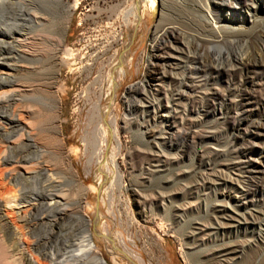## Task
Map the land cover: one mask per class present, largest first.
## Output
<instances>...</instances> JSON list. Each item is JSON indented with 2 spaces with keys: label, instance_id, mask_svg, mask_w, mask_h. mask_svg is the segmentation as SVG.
<instances>
[{
  "label": "rangeland",
  "instance_id": "1",
  "mask_svg": "<svg viewBox=\"0 0 264 264\" xmlns=\"http://www.w3.org/2000/svg\"><path fill=\"white\" fill-rule=\"evenodd\" d=\"M56 1L0 4V30L31 32L24 15L35 8L58 16L62 6ZM211 1L213 13L223 16L226 8ZM61 2L72 6L75 0ZM203 2L154 0L148 9L141 0H77L63 37L73 60L58 66L56 79L53 65H35L33 81L23 84L34 88L25 95L44 105L45 123L54 101L60 102L64 150L88 188L82 208L106 264H264V22L253 24L264 9L254 11L252 22H229L234 31L217 34L201 27ZM136 3L141 19L134 26L128 10ZM232 6L237 16L240 10ZM37 44V51L44 47L42 40ZM0 48L1 61L13 65L1 76L29 74L14 43ZM157 54L168 58L165 67L154 65ZM114 63L125 73H113L111 85ZM2 89L7 91L2 87L0 94ZM159 106L168 109V120L156 115ZM13 113L24 124L35 122L15 93L0 98V115ZM99 118L110 129L107 146L94 131ZM15 133V127H6L0 139ZM33 150L20 146L8 157L29 159ZM3 202L0 211L26 207L13 202L4 208ZM50 211L38 206L29 217L44 249L60 246L62 235L70 233L67 220L47 222ZM104 229L106 242L99 237ZM1 235L0 229V243Z\"/></svg>",
  "mask_w": 264,
  "mask_h": 264
},
{
  "label": "bare ground",
  "instance_id": "2",
  "mask_svg": "<svg viewBox=\"0 0 264 264\" xmlns=\"http://www.w3.org/2000/svg\"><path fill=\"white\" fill-rule=\"evenodd\" d=\"M25 1L26 0H0V4H13L16 2L20 6L27 4ZM210 1L211 0H204L203 2L202 6L204 15L202 16L203 22L201 23V27L209 29L211 32L217 34H220V32L234 31V29L228 24L229 22L237 20L243 21L246 18H248V20L250 19L252 22V19H254V11L257 10L259 6L264 9V0H259L258 2L251 4H246L245 2L247 0H216L218 1V7L226 8L227 10L223 16H217L213 13V9L209 5V3H211V6L214 7L213 2ZM56 3L58 7L62 6V10L58 16L53 18L47 10L41 11L35 8L30 10L28 14L24 15V18H27L30 21V24L33 25V30L31 32L18 27H15L13 30L12 28L0 30V44H6L7 41H10L11 44L14 43L18 48L17 54L22 59L20 62L29 66V74L22 77H15L14 80L10 78V76L0 75V88L3 87L7 89V91L2 89L3 93L0 94V98H5V96L10 94L12 96L14 93L18 94V96L20 95V97L25 99V103L28 104L29 114L35 119V122L30 126L26 124L27 122L24 124L20 121L21 115L19 114L13 113L9 116L0 115V135L4 133L6 127L16 128V133L10 140L4 141L0 139V201H4V208L6 207L5 205L10 207L11 204L13 205V202L25 204L26 206L19 211L11 209L10 211L6 209L0 211L1 236L4 238V241L0 243V264H101L97 257V254H99L97 248L93 244L94 241L92 242L93 237H91L90 231L91 221L85 215L82 208L88 188L84 187L78 180L76 171L70 163L69 152L64 150L61 127L58 121L60 102L58 99L54 101V104L52 102L53 107L51 109V115L48 116L46 119L48 122L46 121L45 123L42 120V117H45L43 113L46 111L44 105L41 102L34 100V96L25 95L28 94L29 91H33L34 88L32 86L23 85L27 81H33L34 76L31 72L34 70L35 65H53L51 68L55 70L54 77L56 79L58 66L67 64L68 60L74 57L71 50L63 45V37L68 27L70 16L76 8L77 0H75V3L72 6H63L61 0H57ZM141 3L146 7L149 6L148 9H150L151 6L154 5V0H141ZM138 4L139 3L134 4L128 10V14H130L133 19L131 21L134 26L137 25L141 19L138 14ZM232 5L238 6L237 9L240 10L237 11V16L234 14L235 7ZM193 12L198 13L195 10H193ZM57 18L60 19L57 20ZM19 21L20 20L18 19H14L15 23H18ZM263 22L264 16L258 21H254L253 24L257 23L259 25V23ZM60 26L62 27V30L58 35V29ZM160 26H158L157 29L160 28ZM56 34L58 35L57 37ZM40 40L44 41V47L37 51V42ZM58 49H62V55L59 57L56 54ZM156 50L158 52L160 51V49L157 48ZM155 58L158 59V62L154 63V65H161L162 67L166 63V59H168L160 54L155 55ZM25 59L29 60L28 63H26ZM112 65L113 66L110 70L112 75L111 85H114L113 81L115 79L113 73L120 77L124 76L125 72L124 69L120 67V63H114ZM12 66L3 63L0 59V74L1 72H6V69H11ZM44 71L46 72L47 70ZM189 71L191 72V70ZM19 99L21 100V98ZM95 109L98 112L99 106L96 105ZM167 110L168 109L165 106L158 107V113H156V115L160 120H168V115L165 114ZM98 114L99 113H97V118ZM100 121L99 127L94 129V131L99 142L102 145L107 146V137L109 136L108 130L110 129L106 121L103 119ZM113 122L115 123V120ZM32 127L36 134L33 133ZM98 140L96 139V142H98ZM25 145H29L34 149L35 156H32L29 159L22 155L14 156L11 159L8 157L12 150ZM91 158L88 159L87 167L92 160ZM37 180H39V183L36 187L35 182ZM64 180H67L70 185L66 186ZM24 187H29L30 192H24ZM222 196L225 198L229 197V195L224 194H222ZM72 199L74 200L70 206L67 203ZM42 205L52 209V211H50L52 214L51 220L47 221L50 225L53 226L57 223L60 224L62 221H68L70 233L62 235L64 242H62L60 246H54L53 244V246L44 249L42 248L40 240L34 235V227L36 224H32V222L30 223L29 217L35 210H37L38 206ZM37 220L39 219L37 218ZM40 221L45 222L44 219H41ZM61 233L62 232H60V234ZM99 237L104 242L108 240L109 237L106 229L103 230V233L100 232ZM46 246L48 245L46 244ZM110 249L113 250L112 248Z\"/></svg>",
  "mask_w": 264,
  "mask_h": 264
},
{
  "label": "water",
  "instance_id": "3",
  "mask_svg": "<svg viewBox=\"0 0 264 264\" xmlns=\"http://www.w3.org/2000/svg\"><path fill=\"white\" fill-rule=\"evenodd\" d=\"M97 257H98V259H99V262H100L101 264H106V263L103 261V259L100 257V255H99V254H97Z\"/></svg>",
  "mask_w": 264,
  "mask_h": 264
}]
</instances>
